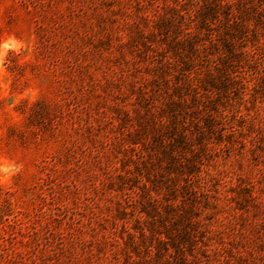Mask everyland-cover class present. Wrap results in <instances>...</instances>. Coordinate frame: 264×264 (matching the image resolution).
Masks as SVG:
<instances>
[{
  "label": "rangeland",
  "instance_id": "rangeland-1",
  "mask_svg": "<svg viewBox=\"0 0 264 264\" xmlns=\"http://www.w3.org/2000/svg\"><path fill=\"white\" fill-rule=\"evenodd\" d=\"M0 264H264V0H0Z\"/></svg>",
  "mask_w": 264,
  "mask_h": 264
}]
</instances>
